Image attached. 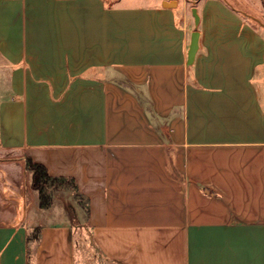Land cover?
<instances>
[{
  "label": "crops",
  "instance_id": "0c3cea01",
  "mask_svg": "<svg viewBox=\"0 0 264 264\" xmlns=\"http://www.w3.org/2000/svg\"><path fill=\"white\" fill-rule=\"evenodd\" d=\"M257 7L0 0V264H76L83 227L112 264H264ZM25 156L75 179L86 226L61 194L39 207Z\"/></svg>",
  "mask_w": 264,
  "mask_h": 264
},
{
  "label": "trees",
  "instance_id": "16d2710c",
  "mask_svg": "<svg viewBox=\"0 0 264 264\" xmlns=\"http://www.w3.org/2000/svg\"><path fill=\"white\" fill-rule=\"evenodd\" d=\"M25 170L31 173L30 187L38 192V205L41 209L48 208L54 197V192L58 190H68L73 195L76 203L84 209L85 218L89 215L88 199L79 190L76 181L71 176H51L46 167L38 162H35L29 156L23 159ZM71 215L73 210L69 209ZM41 226L37 225L27 235V258L30 257L31 250L28 243L35 240L39 236Z\"/></svg>",
  "mask_w": 264,
  "mask_h": 264
},
{
  "label": "rangeland",
  "instance_id": "374dc122",
  "mask_svg": "<svg viewBox=\"0 0 264 264\" xmlns=\"http://www.w3.org/2000/svg\"><path fill=\"white\" fill-rule=\"evenodd\" d=\"M258 7L254 8V10L259 14V16L264 20V0H257ZM189 18L192 19L193 17L191 14V9L189 10ZM63 195L65 199H67L69 202H72L76 204L75 199L73 198V195L68 190H58L54 192V195ZM30 198V195H29ZM82 208V207H81ZM83 214L79 215L80 220L76 221L77 225L86 226V218H85V212L82 208ZM77 230V229H76ZM75 239L77 241L76 245V264H112L110 261L106 260L104 257H102L97 250L93 248V246H90V238L88 232L84 230V227L82 230H77V233L75 234Z\"/></svg>",
  "mask_w": 264,
  "mask_h": 264
},
{
  "label": "water",
  "instance_id": "95a60500",
  "mask_svg": "<svg viewBox=\"0 0 264 264\" xmlns=\"http://www.w3.org/2000/svg\"><path fill=\"white\" fill-rule=\"evenodd\" d=\"M191 14L193 16L195 26H197L198 22H199V15H198L195 7L191 8ZM197 40H198V32H197V30H195L191 33V37H190V44H189V48H188V59H189V61H191L193 59V56H194L195 51L197 49Z\"/></svg>",
  "mask_w": 264,
  "mask_h": 264
}]
</instances>
